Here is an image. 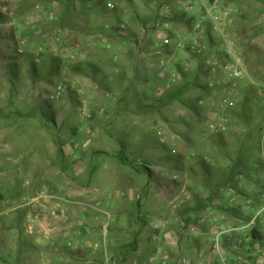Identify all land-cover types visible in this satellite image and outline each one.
<instances>
[{
    "label": "rangeland",
    "instance_id": "374dc122",
    "mask_svg": "<svg viewBox=\"0 0 264 264\" xmlns=\"http://www.w3.org/2000/svg\"><path fill=\"white\" fill-rule=\"evenodd\" d=\"M78 1L0 0L8 21L0 24V264H87L88 242L102 244L107 234L110 244L137 241L142 249L181 228L146 224L148 217L167 220L161 204L177 218L176 212L189 217L220 200L232 203L227 212L234 218L240 205L253 217L264 193V0H221L220 30L206 19L205 5L213 0H163L175 19L169 47L176 61L138 68L124 64L119 45L126 38L112 31L125 23L131 38L147 22L142 41L149 47L161 16L152 20L156 0ZM189 17L202 23L200 31ZM227 65L241 72L236 86ZM218 114L229 124L214 133L210 124ZM130 192L139 203L149 198L154 213L140 210ZM197 217L190 219L193 228H201ZM196 233L186 232L191 253L180 258L208 264L195 252ZM82 245L86 254L77 250ZM104 248L94 262L112 264ZM146 254L144 264L160 260ZM259 257L253 264H264Z\"/></svg>",
    "mask_w": 264,
    "mask_h": 264
},
{
    "label": "crops",
    "instance_id": "0c3cea01",
    "mask_svg": "<svg viewBox=\"0 0 264 264\" xmlns=\"http://www.w3.org/2000/svg\"><path fill=\"white\" fill-rule=\"evenodd\" d=\"M84 1L85 0H81V1H78V3L80 2L83 5ZM93 1L95 2V0ZM154 3L151 5V7L158 8L160 6V2L158 3L157 0L154 1ZM90 10L91 12H93L92 9H89V11ZM160 11H161L159 12V14H161L160 18L157 21H155L152 25V33H151V36L149 37L151 43L149 47L145 45L146 43H143L142 41L144 37L147 36L146 34H148V31L145 30L146 28L143 25L139 24L137 31L134 32L135 33L134 37H131V38L126 37L127 36L126 31L120 30V34H122L123 37L125 36L126 38L123 41V43L120 44L119 46L121 47L122 50H124L122 58H123L124 64H126L127 66L138 68V66L142 67L143 64L146 63V61H152L151 67H155L157 64L160 65L159 63L161 60H165L163 58L165 57V55L173 57L168 61L165 60L166 65L173 64L176 61V57H175V54L172 52L173 51L172 48H170L169 46L159 47L162 43L159 44V43L153 42V38L158 39L160 37L161 39H163L165 36L164 31L155 29L156 23L159 24L163 22H168L170 24L171 28H170V31L167 33L169 37L174 34V30H175V28L173 27L172 21H170L167 18H162L165 16L169 17L166 15L170 12L168 11V6L163 5ZM162 13H164L165 15H162ZM175 32H180V31L176 29ZM178 46L181 47L180 45ZM185 69L187 68L183 67V70ZM146 70L150 72L149 68H147ZM137 79L138 78L135 77L133 78V81ZM174 79L175 80L173 81L175 82L177 79L176 78ZM143 80H145L146 83L148 82L147 84L155 81L154 78H149V77H144ZM154 167L155 166L153 165L152 168L154 169ZM121 173L123 175H126V173H123V171H121L120 174ZM106 178L109 183L110 181H112L110 174H108ZM95 190L99 191L98 188H96ZM231 191L236 192L235 190H233V188H231ZM89 192L92 193V190H90ZM130 193L132 195V192ZM77 194H84V192L77 193ZM130 199L132 201L136 200L138 203L139 201H141V197H139V195L137 196L132 195ZM146 201L147 202H143V203L140 202L138 204L139 209L144 210L147 214L154 213L155 207L152 206L151 202H149V198L146 199ZM231 202H233V199L231 200ZM252 202L253 201L247 202L246 206L248 208L249 207L252 208V211H256L253 208ZM173 203L174 202H172V204ZM161 205H162L160 207V210L162 213L161 215H163V217H166L167 220L163 221L162 219H159V218L148 217V221L146 222V224H149V226L155 229H159L164 226H166V229H167V226H170V225L172 227L175 226L177 229L179 226H181L179 230H177L176 232L167 230L163 237H160L159 235L155 236L157 237L156 238L157 243L153 244V243L146 242L142 246V249H141V246H139L137 241H135L134 243H130V244H121L119 246L110 244L107 241V236H108L107 234L106 239L104 237L103 242H101L102 244L96 243L97 245L96 244L93 245L92 242L91 243L88 242L90 246V250H88L87 254L90 257H88L89 261L87 262V264H101V263H97L94 261H95V258L98 259V256H95V254L100 252V249L103 246H105L104 248L105 255L107 256L108 259L110 258V262L111 260L113 261L112 264L116 263L115 259H117V264H144V262H142V259L145 258V256L147 255L146 254L147 250L149 251V253H153L154 256L160 257V260H158L156 257H152L151 258L152 264H194L192 260H189L188 258H180V256L183 253H187V254L191 253V248H192L191 243H190L191 237L188 234H186V232L188 233L194 232L197 229L200 230L201 233H196L193 236L194 241H195V252L197 253V256L199 258H203V259L206 258L208 261V264H212L214 262L215 255L220 256V264H223L222 259H221V256L223 255L228 258V261L231 264H253V262L256 261V258L258 256H260L259 258H261L262 256L264 257V247L261 249L256 248L258 247L257 245L260 246L264 244V218L259 220V222L257 223V226L255 227V229H253L255 235H253V231L252 233H250L251 232L250 229L240 235L241 238L243 239V242H244L243 244H245V246L243 247L242 245V248L240 251L235 250L238 237H237V233H235L233 229L246 224L247 221L252 217L246 214V211H245L246 209L244 208L245 206L240 205L242 206L240 207L241 214L239 217L234 218V216H232L233 214H231L232 212L231 209H229L230 213L227 212V209L232 205V203L227 206H224L222 205V202H220V200H216L215 202H213L212 208L207 209V211L206 209L202 210V208L200 207L202 204L199 206L200 209L199 207L198 208L196 207V209L192 211L193 214L190 215L189 217H185L184 214L179 215L178 212L175 211L177 213L175 214L180 217V220H179V217L174 218V216H172L173 214L169 215L167 213V207H165L163 204ZM53 207L55 208L58 207V204H55ZM119 207L121 210L124 209L123 204H119ZM176 207L174 206L173 208L175 209ZM198 209L199 211H201L199 215H197V213L196 214L194 213ZM194 215L196 217L197 216L199 217V218L197 217V219H200L198 220V225H201V228L204 227L206 231L208 232H204L203 229H201L200 227L193 228L194 223L190 222V219L196 218L194 217ZM49 216H44L43 219L45 223H49V220H52V216L50 217ZM76 216L83 217L84 214L82 213L81 215H78V213H76ZM207 220H210V224L209 223L207 224ZM210 235H214V236L211 238ZM85 247H86L85 245H82V247L77 250H81L82 252H84L83 250L85 249ZM130 252H133V254ZM84 253L86 254V252ZM102 260H104V258H102ZM103 264H104V261H103Z\"/></svg>",
    "mask_w": 264,
    "mask_h": 264
},
{
    "label": "built area",
    "instance_id": "2783aa9c",
    "mask_svg": "<svg viewBox=\"0 0 264 264\" xmlns=\"http://www.w3.org/2000/svg\"><path fill=\"white\" fill-rule=\"evenodd\" d=\"M220 1L221 0H213L212 3L210 5H205V10L206 13L208 15V17H206V19H208V21L210 23H212L213 27L216 30H220V20L221 17L218 14V9L220 8ZM108 8L110 10H114L116 8V6L114 5V3L109 2L108 4ZM119 28L121 31H125L127 26L125 23H120L119 24ZM170 24L168 22H163V23H159V24H155V29L160 30V31H164L165 32V36L162 39V44L159 47H166V46H170L171 44V40L170 37L168 36V32L170 31ZM202 28V23L201 24H197V21L194 24V30L196 31H200ZM179 45L181 47H183L182 43H179ZM190 49L192 50H196L199 46H198V42L195 41L194 43L190 44L188 46ZM161 66H165L166 62L165 60H161L159 63ZM237 65L239 67V63L237 62ZM218 68L219 65L218 63H213L212 69H211V73L213 75H215L218 72ZM226 69L228 70L227 73V79L231 82H233V86H236V83L234 82V80H236L237 78H239L241 72H239L238 68L233 66H226ZM175 80V79H174ZM214 79L210 80V86L213 87L214 86ZM227 103L228 107H231L234 105V102L231 100H226L225 101ZM229 124V117L226 114H218L216 115V117L214 118V120L211 122L210 124V128L212 129V131L214 133H221L223 131H225L228 127ZM261 206L260 208L257 210V212L255 213V215L244 225L234 228L233 231L235 233H237V237H238V241H237V245L235 246V250H238L242 245H243V239L241 238V234L245 233L246 231L253 230L255 229V227L257 226V223L259 222V220L264 218V193L261 197ZM222 259V263L223 264H231L228 261V258L226 256H221Z\"/></svg>",
    "mask_w": 264,
    "mask_h": 264
},
{
    "label": "trees",
    "instance_id": "16d2710c",
    "mask_svg": "<svg viewBox=\"0 0 264 264\" xmlns=\"http://www.w3.org/2000/svg\"><path fill=\"white\" fill-rule=\"evenodd\" d=\"M154 1V0H153ZM163 0H157V2L159 3L160 2V6L158 7V8H156V16H153L152 17V20H154V19H156V18H159V17H157V16H159L158 15V12H160V9H161V7L164 5V3L162 2ZM105 2V0H95V3H97V4H103ZM104 5V4H103ZM186 16V15H185ZM162 18H167V19H169L170 21H174L175 19L173 18V16H171V17H162ZM151 20V21H152ZM196 20H195V18L194 17H189L188 19H187V23H188V25L189 26H192V28H193V25H194V22H195ZM6 23H8V21H4V16H3V14L2 13H0V24H6ZM147 22H145V23H142V25L143 26H147ZM111 32V31H110ZM112 32H114V33H118V32H120L117 28H115ZM187 51L188 52H190L191 54H194V50H192V49H190V48H188L187 49ZM179 71L181 72V74L184 76V78H185V76H186V73L182 70V69H179ZM182 90V89H181ZM181 90H179V92L181 93ZM178 92V94L180 95V93ZM177 95H175V97H176ZM143 167L146 169V171H150V169L147 167V166H145V165H143ZM236 210H233V212H235ZM253 235H255L254 234V231H253Z\"/></svg>",
    "mask_w": 264,
    "mask_h": 264
}]
</instances>
